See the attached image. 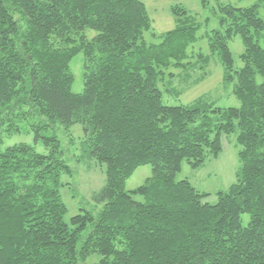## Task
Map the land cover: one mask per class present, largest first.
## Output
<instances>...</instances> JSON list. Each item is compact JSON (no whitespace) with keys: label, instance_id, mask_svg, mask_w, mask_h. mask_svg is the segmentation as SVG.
<instances>
[{"label":"trees","instance_id":"16d2710c","mask_svg":"<svg viewBox=\"0 0 264 264\" xmlns=\"http://www.w3.org/2000/svg\"><path fill=\"white\" fill-rule=\"evenodd\" d=\"M260 6L264 0L219 4L220 28L208 46L240 105L216 108L203 99L164 101L172 93L160 87L165 72L191 65L187 50L200 27L185 9L172 8L175 28L152 33L154 44L145 39L152 21L141 0H0V264H264ZM238 36L240 66L230 48ZM79 53L83 90L73 93ZM56 123L80 125L79 159L106 167V184L93 197L103 206L98 214L66 221L62 177L73 170L51 132ZM23 130L44 152L27 143L3 148L6 134ZM222 134L236 135L240 168L212 203V194L176 177L184 162L197 168L217 158ZM146 165L151 176L126 191Z\"/></svg>","mask_w":264,"mask_h":264},{"label":"rangeland","instance_id":"374dc122","mask_svg":"<svg viewBox=\"0 0 264 264\" xmlns=\"http://www.w3.org/2000/svg\"><path fill=\"white\" fill-rule=\"evenodd\" d=\"M147 9L152 21V31L145 34L149 43L158 44L160 40L154 38L152 33L160 36L173 30L176 26L172 8L179 6L185 9L200 24L197 30V40L187 50L189 62L187 68H170L166 73L167 81L160 84L162 90L169 89L172 93L164 94V101L168 105H191L198 99H203L216 108L239 107V101L233 93V86L223 83L224 70L218 56L211 55L208 46V35L220 28L221 5H232L237 8H248L260 4V0H222L216 3L209 0L210 4L204 8L200 0H141ZM259 14L264 18V7L260 6ZM93 35V33H92ZM230 48L236 66H240V55L244 52L241 38L235 37L230 43ZM208 56L209 62L205 66L201 57ZM84 55L79 53L71 62L74 75L72 85L73 93L83 90ZM170 73L174 76L171 78ZM169 82V83H168ZM51 132L59 138L64 150V160L72 168L73 175H64L61 189L62 200L68 208L66 221L70 218L90 211L98 214L102 205L97 204L93 197L99 193L106 184V167L95 161L79 159L80 140L83 137L82 127L72 125L66 128L61 124H53ZM19 143L35 146L38 152H44L42 144H36L33 133L23 130L21 133L5 136L3 148ZM222 153L217 157H209L206 162L197 168H192L187 162L182 165L176 180H188L199 192L212 194L209 200L215 203V195L220 191H227L235 183L236 175L240 168L239 150L236 135L221 136ZM150 165L138 168L127 181L126 191L132 192L143 185L151 176Z\"/></svg>","mask_w":264,"mask_h":264}]
</instances>
